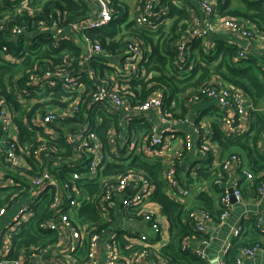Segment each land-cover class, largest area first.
<instances>
[{"label": "built area", "instance_id": "1", "mask_svg": "<svg viewBox=\"0 0 264 264\" xmlns=\"http://www.w3.org/2000/svg\"><path fill=\"white\" fill-rule=\"evenodd\" d=\"M27 1H21V8L27 5ZM72 1L86 5L89 9L88 17L72 24L67 31L57 22L52 28L43 26L36 38L53 33V43L57 47L66 40L80 46L76 37L78 32L104 29L122 14L120 10L111 7L109 0ZM191 1L197 4L198 13L192 12L187 33L178 42L177 66L187 62L190 44L197 39L205 41L209 35L219 31L246 40V45L240 47L241 50L234 57L235 62L251 58L249 52L254 44L264 45V31L257 25L222 16L215 0ZM181 2L183 0H140L139 7L135 3L136 8L130 14L131 21L138 27L155 32L171 22L170 5L180 8ZM123 10L128 9L124 7ZM23 33L19 31V34ZM126 39L124 59L113 60L108 54L111 61H107L106 65L111 68V75L105 79V84L89 93L87 99L79 98L68 109L51 110L45 116L37 114L30 121L25 120L28 130L40 140H43L41 129L51 139L56 140L62 136L71 149L67 156L51 160L42 159L45 147L34 151L35 160L39 163L37 171H33L25 159L19 156L18 150L22 155L29 152L26 148H19L13 123L14 113L0 99V135H12V142L0 141V196L5 197L9 188L20 189L5 205H0V264H32L38 259L39 264H170L161 247L169 236L170 223L162 207L153 201L157 184L142 171L130 168L122 173L116 172L120 166H125L120 160L122 150L127 149L124 143L128 145L127 151L133 149V156L138 155L162 166V179L169 198L189 210L191 226L196 234L202 236L185 238L182 241L183 251H191L208 264H244L246 260L264 258V216L260 210V207L264 208V170L259 172L250 169L237 154L220 157L222 147L205 128L204 122L195 125L188 117L179 119L172 116L174 112L165 108L163 87L153 90L143 103L136 105L137 96L133 92L128 94L127 89L133 82L150 80L145 56L152 53V48L132 36ZM85 42V57L82 60L104 54L100 43H92L87 37ZM206 45L210 49L214 48V43ZM3 59L8 63H17L16 58L10 54ZM86 72L88 79L95 82L96 74L90 73L89 69ZM83 75L84 72L72 73L60 67L41 76H32L30 87L33 90L28 98L18 94L19 102L29 106L39 97L51 94L56 87L68 95L66 98L70 100L74 94L80 95L83 91L78 89L84 87ZM104 75L100 74L99 77ZM119 80L122 84H119ZM151 86L153 84L149 83ZM23 93L27 95L28 91L24 90ZM198 93L203 94V97L189 93L183 97L189 98L187 103L206 98L216 107H228V116L222 117L224 130L229 137L239 136L246 115L245 94L219 77H213ZM82 105L90 109L102 106L103 113L118 121L104 135L100 133L103 121L101 116L95 123L87 121L67 124ZM175 106L173 102L170 108ZM180 124L192 125L196 135L178 137ZM139 126L151 128L150 137L145 132H139ZM137 133L140 134V141L134 138ZM193 151L211 159V163L206 166L209 179H200L199 171L188 162L191 161L190 154ZM4 157L9 165L3 162ZM48 165L51 166L50 170ZM181 168L188 170L186 175H180ZM56 169L66 176L60 179L54 175ZM17 171L18 177L15 176ZM86 183L98 185L99 192L89 193L83 187ZM208 185L220 190L217 197L220 214L217 217L207 209L187 203L193 194L206 193ZM47 194H51L48 213L39 227L43 232H54L57 235L55 252L48 255L49 248L33 245L22 249L17 258H9L14 235L20 234L22 226L35 216L36 207ZM84 205L95 206L98 218L90 220L86 215L81 217L80 209ZM237 209L242 211L237 218L239 223L230 226V240L225 243L217 259H210L207 254L211 246L208 237L210 227L215 222L227 224ZM116 215L118 219L128 220L135 230H124L118 225L119 220H115ZM251 220L256 222L262 235L255 244L240 249L234 261L229 263L227 256L233 241L243 236V222ZM112 225L115 228L111 229ZM137 226L145 228L137 230ZM121 233L125 234V246L119 237ZM84 246L86 251L83 254L81 251Z\"/></svg>", "mask_w": 264, "mask_h": 264}, {"label": "trees", "instance_id": "2", "mask_svg": "<svg viewBox=\"0 0 264 264\" xmlns=\"http://www.w3.org/2000/svg\"><path fill=\"white\" fill-rule=\"evenodd\" d=\"M21 1L0 0V99L4 100L9 110L14 113L13 123L19 148H26L29 152V154L22 155L18 150V153L33 168V171H37L39 167V163L33 155L34 151L45 147L46 150L42 151V159L51 160L59 156H67L71 149L62 136L54 140L45 134V130L41 129L40 134L43 135V140H40L28 130L25 120L30 121L37 114L45 116L51 110L68 109L79 98L87 99L88 94L95 92L103 83L105 84L107 82L105 79L111 75L109 72L111 68L106 65L107 61H111L108 54L113 60H123L127 49L126 38L130 36L152 48V53L145 56L147 73L151 74L150 80L133 82L127 89L128 94L133 92L137 96L136 105L143 103L153 90L163 87L165 90V108L169 112H174L172 116L184 119L188 116L185 106L189 98L183 96L187 93L199 94V90L205 88L213 77H219L234 89L243 91L255 105H261L264 101V67L260 60L255 57L236 63L234 57L240 50L236 45L225 41H215L213 42L214 48L210 49L202 39H197L190 44L187 62L180 67L177 66L178 42L182 41L184 32L188 27L187 19L189 16L187 11L181 10L173 4L170 5L169 21L171 20V22L169 25H164L155 32H149L130 20L128 10H123L126 7L122 3L123 0H109L111 7L122 12L120 18L104 29L78 32L76 37L80 41V46L66 40L63 45L57 47L53 43V33L45 34V37L39 38H36V35L41 33L43 26L52 28L56 22L60 24L61 28L66 31L69 30L72 24H77L81 19L88 17V7L79 5L72 0H28L27 5L21 8ZM218 2L222 16L255 24L264 31V0H218ZM20 30L24 33L19 34ZM85 37L92 43H100L104 54L96 55L90 60H82L85 57ZM29 41L32 43L29 44ZM26 42L27 45H25ZM8 54L15 57L17 63L5 61L3 57ZM60 67L67 68L72 73L84 72V87L78 88L83 90L80 95L76 93L69 100L66 98L68 95H64L56 87L51 94L39 97L36 102L29 106H24L19 102L18 94H22L26 98L31 94L33 88L30 87V79L32 76H41L45 72L56 71ZM87 69L93 75L96 74L95 82L88 79ZM107 71L108 73L104 75ZM100 74L104 76L99 77ZM118 82L122 84L121 80ZM149 83H152L153 86L149 87ZM24 90L28 91L27 95L23 93ZM199 95L203 97V94ZM173 102L176 103V108H170ZM100 116L103 118L100 133L104 135L118 119L103 113L102 106H94L90 109L89 106L82 105L81 108L77 109L75 117L67 121V124L87 121L95 123ZM252 116L255 120L252 125L253 130H255L254 137L229 139L216 126L214 127L216 131L214 138L224 150L238 148L247 151L253 165L255 163L254 168L263 169L264 157L255 158L254 147L257 145L259 135L264 131V117L261 113H253ZM138 131L145 132L147 137L151 135V128L148 126H139ZM11 139V134L0 135V141L9 143L12 142ZM2 160L6 165H9L5 157ZM48 168L50 170L51 166L48 165ZM130 168L151 176L157 184L153 201L160 205L166 214L172 235L169 245L162 249L164 257L170 261V264H208L191 251L182 250V241L185 238L194 235L201 237L202 235L196 234L191 225L187 223L189 210L184 205H178L166 195L165 183L162 179V166L137 156L133 162L129 165L120 166L116 172L122 173ZM56 171L57 173L54 172V175L60 179L66 176L64 173L58 172V169ZM18 175L19 172L17 171L15 176L18 177ZM199 176L209 179L206 169H201ZM83 187L91 194L99 192L98 185L86 183ZM19 190L18 187L7 189L5 197L0 196V205H5ZM50 196L51 194H47L42 198L36 207L35 216L22 226L20 234L14 235L9 258H17L22 249L30 248L33 245L43 247L47 239L54 243L57 242V235L54 232L46 233L39 227L48 213ZM197 199L195 207L204 208L211 212L215 210L214 200L207 193H201ZM80 213L88 218H98L95 206L84 205L80 209ZM217 213L220 214V212ZM243 227L244 231L250 230L248 232L253 234V238L245 240L247 237L245 234L244 239L241 237L233 241L227 256L229 263L234 261L240 249L255 244L262 235L253 220L243 222ZM119 237L125 246L127 244L125 234L121 233ZM85 251L86 247L84 246L81 252L84 254Z\"/></svg>", "mask_w": 264, "mask_h": 264}, {"label": "crops", "instance_id": "3", "mask_svg": "<svg viewBox=\"0 0 264 264\" xmlns=\"http://www.w3.org/2000/svg\"><path fill=\"white\" fill-rule=\"evenodd\" d=\"M215 2L219 3L218 0H215ZM138 4H140V0L136 2V7L138 6ZM218 6H219V4H218ZM180 9L181 10L184 9L188 13L189 18L187 19V23H188V27H189L191 16L193 14L192 12L195 11L198 13L197 4L192 2L191 0H183V2L180 3ZM188 27L186 28L184 35L187 33ZM215 41H225L227 43H231L233 45L238 46L239 49H240V47L245 46L247 43L243 37L238 36V35H234V34H230V33H225L223 31L212 33L211 35H209L208 39L205 40L204 42L207 44V43H213ZM249 53H250V55H252V57L259 59L263 65V67H264V45L258 44V43L254 44ZM245 96H246V98H245L246 115L243 118L244 126H243V130H241V134L239 136H230L229 137L224 130L222 117L228 116V108H227V110H225L226 107L223 109H221L219 107H215L214 103L212 101H209L206 98H202L201 100L194 102V103H187V105L186 106L184 105V106L187 107V115H188L187 117L189 119L193 120L196 123L195 125H197V123H199V122H204L205 128H207L214 137L216 136V131H215L214 127L217 126L218 128H220L222 130L225 137H227L229 139L234 140V139H237L240 137L241 138L242 137L252 138L255 136V130H253V128H252V125L255 122V120H254L252 114L253 113H261L262 116L264 117V101H262L261 105H255L252 102L251 98L247 94H245ZM219 109H220V111H218ZM180 113H181V110H180ZM149 116H152V114H149ZM179 126H180L179 127L180 131L177 134L178 137L182 138V137H184L185 134L190 135V136L196 135V133H194V129H193L194 127L192 125H181L180 124ZM259 136L260 137H259V140L257 142V145L254 147V151H255L254 157L255 158H258V156L264 157V131ZM134 138H136L140 141V139H141L140 134H138V133L135 134ZM123 145H124V147H126L128 149L127 144L124 143ZM221 147H222V145H221ZM127 149L122 150L123 153H121L120 160L122 162V165H129L131 162H133L134 158L138 156V155L133 156V149L132 148L129 151H127ZM230 154H237L239 157H241L243 159L246 166L249 167L250 169H253L255 171L257 170L259 172L264 170V168L263 169H258V167H256V169L254 168L255 163L253 165V162L251 161V158L249 157L247 151H244V150L238 149V148H230V149L227 148L224 150V148L222 147L220 157L228 156ZM190 158H191V161L188 160V162L191 164L192 167H195L198 171H200L201 169H203V170L206 169V166L211 163V159H208L207 157H202V155L198 151H193L190 154ZM187 172H188V170L186 168L180 169V175H182V176L186 175ZM200 179L203 180L204 178H200ZM192 182H193V180L190 181V183H192ZM246 191L251 195L249 190H246ZM165 192H166V195L168 196V189H167L166 185H165ZM206 193L214 200L215 210L213 211V213L216 216V215H218L217 212H219V205L217 203V197L220 193V190L214 186L208 185ZM199 195L193 194L192 197L187 200V203H189V205L195 204L198 200L197 196H199ZM253 208H255V207H253ZM260 210L264 216V208L260 207ZM241 211H242L241 209H237L236 213L233 215V217H231L229 219V222L227 224L220 225L219 223L215 222L210 227L208 237L211 239V246L207 250V254H208L210 259H212V260L217 259V255L221 253V250L225 246V243L230 240V235H229L230 226L234 223H239V222H237V218L239 217ZM82 216L83 215H81V217ZM89 219L93 220L92 218H89ZM116 219H118L117 215L115 216V220ZM118 220H119L118 225L121 226L122 228H124V230H127V231L135 230V228L129 223L128 220H122V219H118ZM116 223L117 222L115 221V224ZM187 223H189L191 225L189 218L187 219ZM113 228H115V225H112L111 229H113ZM144 228L145 227L140 228L139 226H137V230L138 229L144 230ZM193 231H194V229H193ZM248 231H250V230L247 229L242 236L244 239L245 234L247 235V237H245V240H251L253 238V234L251 232H248ZM171 240H172V235H171L170 230H169V236H168L167 241H166L164 246L166 247L167 245H169ZM56 243L51 242L50 239H47L45 241L44 247L49 248L48 252H47L48 255H52L55 252ZM154 244L157 245L156 242H154ZM164 246H161V247L164 248ZM39 263H40V260L38 259L36 262H34L32 264H39ZM213 264H215V263H213ZM244 264H264V258H257L255 260H246Z\"/></svg>", "mask_w": 264, "mask_h": 264}, {"label": "rangeland", "instance_id": "4", "mask_svg": "<svg viewBox=\"0 0 264 264\" xmlns=\"http://www.w3.org/2000/svg\"><path fill=\"white\" fill-rule=\"evenodd\" d=\"M123 5L125 4V6L127 7L129 14H133L134 9L136 7H134V4L139 1V0H123ZM132 16H130V20H131ZM28 43L26 42L25 45H27ZM19 208V207H18Z\"/></svg>", "mask_w": 264, "mask_h": 264}, {"label": "water", "instance_id": "5", "mask_svg": "<svg viewBox=\"0 0 264 264\" xmlns=\"http://www.w3.org/2000/svg\"><path fill=\"white\" fill-rule=\"evenodd\" d=\"M227 108H228V107H226L225 110H227ZM215 264H217V263H215Z\"/></svg>", "mask_w": 264, "mask_h": 264}]
</instances>
